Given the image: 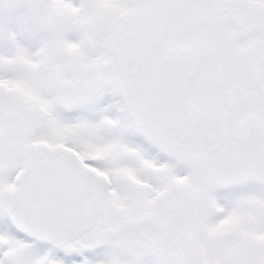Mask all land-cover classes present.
Returning <instances> with one entry per match:
<instances>
[{
	"label": "snow or ice",
	"instance_id": "obj_1",
	"mask_svg": "<svg viewBox=\"0 0 264 264\" xmlns=\"http://www.w3.org/2000/svg\"><path fill=\"white\" fill-rule=\"evenodd\" d=\"M0 264H264V0H0Z\"/></svg>",
	"mask_w": 264,
	"mask_h": 264
}]
</instances>
